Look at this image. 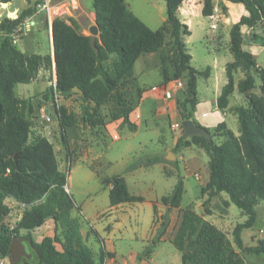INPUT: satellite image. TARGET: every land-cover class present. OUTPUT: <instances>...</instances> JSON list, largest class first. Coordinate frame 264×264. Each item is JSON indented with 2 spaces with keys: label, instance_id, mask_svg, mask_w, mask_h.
Listing matches in <instances>:
<instances>
[{
  "label": "trees",
  "instance_id": "obj_1",
  "mask_svg": "<svg viewBox=\"0 0 264 264\" xmlns=\"http://www.w3.org/2000/svg\"><path fill=\"white\" fill-rule=\"evenodd\" d=\"M10 1L0 0V3ZM37 1L42 3L45 0ZM165 1L167 19L160 29H152L128 7L126 0H93L90 5L99 29L94 46L90 41L91 35L82 33L79 23L72 17H57L53 20V55L50 52H25L7 39L1 43L0 258H11V243L19 239L27 245L29 256H24V261L21 263L20 260L17 264H101L97 263L93 249L84 240L81 231L83 219L73 211L75 198L65 188L67 176L59 167L57 151L44 135L31 136L33 123L29 114L33 112V105L28 99L17 97L15 87L18 83L37 81L40 69L51 71L54 62L57 88L67 99L79 95L83 110L82 116H79L80 112L69 111L62 102L59 125L65 139L67 127L103 126L101 108L109 103H113L120 111L114 119L121 120V126L128 124L131 129H135L136 125L129 119L135 105L134 97L122 93L120 86L126 77L133 76L135 63L141 55L156 53L162 64H166L170 51L174 78L183 80L184 98L178 103L179 116L182 121L191 118V111L198 104V78H209L211 66L202 70L190 63L192 55L186 49L184 36L190 35L191 31L179 16V8L184 0ZM229 1L243 5L245 13L234 21L230 29L233 60L225 65L227 83L222 87L216 104L219 108L227 107L229 97L235 90V73L243 71L245 77L239 80L238 90L246 96L248 104L238 108L241 134L234 135L226 123L221 122L216 128L225 137L221 143L214 141L213 133L211 139L201 135L190 138L182 135L174 152L192 144L206 150L210 156L211 176L203 191L210 190L211 196L220 192L228 194L229 201L247 216L233 230L235 243L243 250L264 255V242L245 247L242 238L244 229L253 228L259 223L256 199L264 197V113L259 107L258 98L253 97L256 87L264 92V68L258 64L255 55L244 48L242 27L258 29L264 26V0ZM36 11L35 5H27L14 15L0 19V33L19 31L26 19ZM213 12V0H203V15L211 16ZM169 31L173 48L170 50L165 44V33ZM254 37L264 40L258 32L254 33ZM114 56L115 60L108 66V60ZM252 69L260 76L258 86ZM163 73L162 85L166 86L169 77L164 68ZM49 81H52V77ZM51 88L38 97L48 99ZM163 160L158 155L147 158L150 163ZM103 183L110 188L111 205L143 200V196L129 191L124 176L107 177ZM183 190L180 180L173 192L163 198L164 203L173 208L179 207ZM8 198L26 207L13 227L6 222L12 211ZM48 220L55 223L54 234L45 235L37 242L31 232ZM169 223L167 215L158 228V238L167 231ZM201 225L200 218L195 221L190 215H185L182 226L190 227L189 237L199 230L203 242L199 254L189 249L193 240H190L185 250L178 244L182 264H237L227 257L219 232Z\"/></svg>",
  "mask_w": 264,
  "mask_h": 264
},
{
  "label": "rangeland",
  "instance_id": "obj_2",
  "mask_svg": "<svg viewBox=\"0 0 264 264\" xmlns=\"http://www.w3.org/2000/svg\"><path fill=\"white\" fill-rule=\"evenodd\" d=\"M61 1L70 7L74 14L72 18L79 23V30L91 35L90 28L96 24L90 5L92 0ZM126 2L152 29H160L164 25L167 19L165 0ZM42 4L43 2L38 3L37 0H30V3L22 0L20 10L27 5H35L37 11L26 19V24L21 25L19 31L0 33V45L7 39L25 52L34 49V52H50L53 55L49 26ZM213 4V15L205 16L202 13L203 0H184L182 5L188 7L191 12L182 14L180 19L185 21L191 31L190 35L184 36L186 49L192 55L191 65L202 70L211 66V78H198V104L191 111V116L196 119L195 123H201L199 125L210 129L216 143H221L225 137L216 129L219 123L225 122L234 135L240 136L238 108L248 104L246 96L238 90L239 80L245 77V73L240 70L235 73V90L229 97L227 107L219 108L214 100L218 93L217 86L219 88V84L227 83L225 65L233 60L230 51V29L234 21L245 13V9L243 5L233 4L229 0H213ZM242 28L245 36L244 48L251 51L258 64L264 68V40L254 37L255 32L264 37V26L258 29L248 26ZM27 34H30V37H27ZM171 39V32L165 33V44L167 43L166 48L169 50L173 49ZM168 53L169 62L166 64H162L156 53L143 54L137 59L134 81L141 93L135 89L133 81L126 79L120 86L124 94H127L126 91H132L133 97H138L137 100L138 95H143L139 105L142 118L135 129L128 126L117 129L116 132L120 136L117 138L114 135L115 130L110 131L106 124L115 121L114 116L120 111L113 103H109L101 108V118L105 123L103 126L67 127L66 139L58 124L49 132L46 131V136L57 150L59 167L66 173L65 187L75 198L73 211L83 219L81 231L84 240L93 248L95 260L101 264H182L178 244L185 250L190 240H193L189 249L199 254L203 242L199 230L189 237L190 227L182 226L185 215H190L195 221L200 218L202 227L215 228L219 232L227 257L237 264H264V255L243 250L234 241L235 226L247 218L242 209L230 202L225 192L211 196L210 190L203 191L207 176L202 169L192 165L200 160L209 162L210 156L206 150L196 144L183 146L176 152L169 148L176 139L170 120L178 116L182 122L178 103L182 101L180 98L183 96V80L174 78L173 63L170 62L171 52ZM114 60L115 56L111 57L107 65L111 66ZM163 68L169 77L166 86L162 85ZM251 72L255 75L258 86L261 82L260 76L254 69ZM39 74V79L46 81L38 79L31 83H18L16 94L30 99L49 87L50 71L40 69ZM253 97L258 98L259 107L264 113V92L256 87ZM62 102L71 107V111L80 112L79 116H82L81 103L75 95L65 98ZM171 102L178 112L170 110ZM111 132L114 136L109 137ZM181 134L185 136L182 124ZM169 152H173L176 158L153 163L147 161L149 156L165 157ZM195 173L200 174L199 179L195 177ZM118 175L124 176L129 191L143 196V200L125 202L122 204V210H112L110 188L104 185L103 180ZM180 180L184 186L183 196L180 206L173 208L166 205L163 198L173 192ZM9 206L12 211L6 222L13 227L24 211L16 203H10ZM256 209L259 223L242 232L245 247L264 242V197L256 199ZM167 215L170 218L168 238L162 240L157 237V231ZM52 224V220L45 222L33 231L32 237L39 241L45 235H53ZM104 244L112 249L113 254ZM57 246L60 248L59 244ZM23 261L24 256L21 263ZM0 264H12L11 258Z\"/></svg>",
  "mask_w": 264,
  "mask_h": 264
},
{
  "label": "crops",
  "instance_id": "obj_3",
  "mask_svg": "<svg viewBox=\"0 0 264 264\" xmlns=\"http://www.w3.org/2000/svg\"><path fill=\"white\" fill-rule=\"evenodd\" d=\"M93 1V0H92ZM90 1V3L92 2ZM128 5V4H127ZM129 7V6H128ZM191 10L188 8V7H184V5H181L180 8H179V16L181 17L182 14H188L190 13ZM92 13L94 14V17H95V13L94 11H92ZM183 21V20H182ZM185 23V21H183ZM26 24V23H25ZM27 37H30V34H27ZM51 45H52V49H53V43H52V36H51ZM34 50V49H32ZM28 51L29 53H33L34 51ZM39 53V52H38ZM50 75L52 77V81L53 79H56V66H55V63L53 62V67H52V70L50 71ZM40 76V74H39ZM211 78V77H210ZM130 80V81H133V84H135V89L136 90H141L140 88H138L136 86V81H134V74L133 76H128L126 77L123 81L125 80ZM43 79H39V81H42ZM46 81V79H44ZM43 80V81H44ZM38 81V80H37ZM52 81L50 86L47 87L44 91H42L41 93H46L48 89H50V87L52 86ZM182 81V80H181ZM183 83V81H182ZM197 85H198V82H197ZM225 85V83H221L219 84V88L217 86L216 89H218V93H217V96L214 98V100L216 101L218 96L220 95L221 91H222V87ZM133 90V88H132ZM198 90V89H197ZM120 91L123 93V90L120 88ZM15 92H16V87H15ZM39 93V94H41ZM127 94H133L132 91H126ZM37 94L36 96H34V98H30L28 99L32 105H33V113L31 115V120H32V132H31V136H37V135H44L45 137H47L46 135V131L49 132L50 129L52 130V128L58 124L59 125V120L58 118L56 117L55 113H54V109L52 107V104H51V101L46 99L45 97H38ZM17 95V94H16ZM183 96L180 98L181 100H183L184 98V94H182ZM41 96H44V95H41ZM77 97V99L80 100V96L79 95H75ZM134 96V95H133ZM139 96V100H137V96L134 97V101H135V105H134V108L133 110L131 111L130 115H129V119L132 123H134L136 125V127H138V121L142 118V111L140 109V102L143 98V95H138ZM198 96H199V93H198ZM17 97H22V98H25L23 96H18ZM173 98V97H172ZM27 99V98H26ZM65 98H63V101H64ZM67 99V98H66ZM171 100V99H169ZM65 103V102H63ZM67 106V104H65ZM68 107V110L71 111V107L67 106ZM44 109L45 111V115L46 117L45 118H41L39 117V113H41V110ZM170 110L171 111H177L176 108L174 107V103L171 102L170 104ZM178 112V111H177ZM174 113V112H172ZM225 116V114H223ZM191 119L194 121V122H197L196 119L194 117H191ZM121 120H115V121H109V123L106 124V127H108L110 129V131H114V135L119 138L120 136L118 135V133L116 132L117 129H122V128H125V126H128V124L124 125V126H121ZM170 124L172 125V129L173 131L175 132V136H176V139L174 141V144L169 147L170 150H173L177 144V141L179 140V138L182 136L181 134V120L178 119V116L177 118L175 117L173 120H170ZM201 124V123H199ZM130 128V127H129ZM113 133L111 132L109 134V137H112L114 136ZM48 138V137H47ZM49 139V138H48ZM56 149V148H55ZM57 151V150H56ZM178 157V156H177ZM165 160H167L165 157H163ZM194 168H198V169H202L204 172H205V176H207V179H206V182L204 183V186L207 185V183L210 181V176H211V170H210V165H209V162H202L200 160V162H196L195 165H192ZM196 170V169H195ZM133 194V193H132ZM136 195V194H135ZM7 202L10 204V203H16L18 205H20L22 207V210L24 211L26 209V207L23 205V204H19L17 201H15L14 199H11V198H8L7 199ZM122 204H117V205H112L111 206V209L112 210H118L119 208H121L122 210ZM119 215L121 213H118ZM49 221V220H48ZM53 221V220H52ZM47 222V221H46ZM54 225L52 228H55V223L52 224ZM170 225V224H169ZM36 229H34L33 231H35ZM33 231L31 233H33ZM44 237V236H43ZM43 237L41 238V240L43 239ZM168 238V230L161 236L160 239L162 240H166ZM35 239V238H34ZM37 240V239H35ZM41 240L37 241V242H40ZM105 246V244H104ZM91 247V246H90ZM106 247V246H105ZM92 248V247H91ZM93 249V248H92ZM106 249H109L106 247ZM109 251L113 254V251L112 249H109ZM113 256V255H112Z\"/></svg>",
  "mask_w": 264,
  "mask_h": 264
},
{
  "label": "water",
  "instance_id": "obj_4",
  "mask_svg": "<svg viewBox=\"0 0 264 264\" xmlns=\"http://www.w3.org/2000/svg\"><path fill=\"white\" fill-rule=\"evenodd\" d=\"M27 2H30V0H27ZM3 4H5L6 6L0 8V19L17 13L21 8L22 0H12L9 3H0V5ZM90 31L92 33L90 41L94 46L97 38L99 37V29L97 24L92 25ZM184 87H186V84L184 85ZM182 127L184 135L187 137L193 135H201L205 136L207 139H211V132L206 127L195 123L191 118L184 119L182 121ZM165 158L167 160H173V158L175 159L176 156L173 152H169V155L165 156ZM10 252L12 264H17L23 256H29L27 245L22 240H14L11 243Z\"/></svg>",
  "mask_w": 264,
  "mask_h": 264
},
{
  "label": "built area",
  "instance_id": "obj_5",
  "mask_svg": "<svg viewBox=\"0 0 264 264\" xmlns=\"http://www.w3.org/2000/svg\"><path fill=\"white\" fill-rule=\"evenodd\" d=\"M42 8L44 10V13L46 15V20L48 22L49 31H50V37L52 36V22L57 17H73L74 14L71 12L70 7L65 4L64 1L61 0H45L42 4ZM170 96V92L168 93ZM63 94L56 86V79L53 80L52 88L49 93L48 100L51 101L52 107L54 109V113L58 120L61 117L60 114V106L63 101ZM33 113V112H32ZM32 113L29 114V116L32 115ZM39 117L45 118V111L44 109L41 110V113H39ZM195 177L199 179L200 174L195 173ZM112 187V185H110ZM67 189V187H65ZM68 190V189H67ZM7 258H0V262L3 263Z\"/></svg>",
  "mask_w": 264,
  "mask_h": 264
},
{
  "label": "bare ground",
  "instance_id": "obj_6",
  "mask_svg": "<svg viewBox=\"0 0 264 264\" xmlns=\"http://www.w3.org/2000/svg\"><path fill=\"white\" fill-rule=\"evenodd\" d=\"M6 5L5 4H3V5H0V8H3V7H5Z\"/></svg>",
  "mask_w": 264,
  "mask_h": 264
}]
</instances>
